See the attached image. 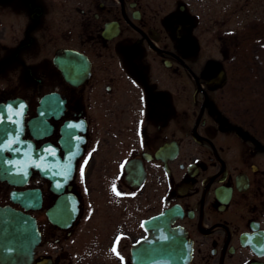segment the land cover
Returning <instances> with one entry per match:
<instances>
[{
	"label": "flooded vegetation",
	"instance_id": "obj_1",
	"mask_svg": "<svg viewBox=\"0 0 264 264\" xmlns=\"http://www.w3.org/2000/svg\"><path fill=\"white\" fill-rule=\"evenodd\" d=\"M201 2L0 0V103L22 111L0 209L40 234L0 247V264H137L165 225L187 264H264L261 148L224 151L202 132L230 80L201 55Z\"/></svg>",
	"mask_w": 264,
	"mask_h": 264
},
{
	"label": "rangeland",
	"instance_id": "obj_2",
	"mask_svg": "<svg viewBox=\"0 0 264 264\" xmlns=\"http://www.w3.org/2000/svg\"><path fill=\"white\" fill-rule=\"evenodd\" d=\"M199 10L201 55L220 62L230 80L202 108L209 121L202 132L214 133L224 151L259 146L264 156V0H202ZM218 118L225 120L222 131Z\"/></svg>",
	"mask_w": 264,
	"mask_h": 264
},
{
	"label": "water",
	"instance_id": "obj_3",
	"mask_svg": "<svg viewBox=\"0 0 264 264\" xmlns=\"http://www.w3.org/2000/svg\"><path fill=\"white\" fill-rule=\"evenodd\" d=\"M60 67L64 70L63 66ZM222 70L212 79L219 80L222 77ZM6 108L0 105V113L6 109L10 110V119L0 117V152L2 153L3 141H7L10 135L16 134L18 123L21 120L20 110L15 99L5 104ZM9 112V111H8ZM17 135V134H16ZM16 200L19 196L15 197ZM4 218H0V247L12 248L33 246L40 238L34 219L20 213L1 212ZM161 218L154 221H146L145 226L157 223ZM183 237L173 235L167 231V226L158 231L156 237L143 239L137 250V264H187L189 259V247ZM181 247V249H180ZM164 262V263H163Z\"/></svg>",
	"mask_w": 264,
	"mask_h": 264
},
{
	"label": "snow or ice",
	"instance_id": "obj_4",
	"mask_svg": "<svg viewBox=\"0 0 264 264\" xmlns=\"http://www.w3.org/2000/svg\"><path fill=\"white\" fill-rule=\"evenodd\" d=\"M22 107V106H21ZM122 167H123V165H122ZM81 174H83V169L81 168ZM113 191L116 193V195L117 196H119L120 195V193L119 192H116V189L115 188H113ZM113 251H116V249L115 248H113Z\"/></svg>",
	"mask_w": 264,
	"mask_h": 264
}]
</instances>
